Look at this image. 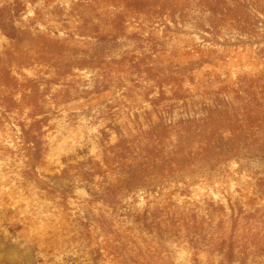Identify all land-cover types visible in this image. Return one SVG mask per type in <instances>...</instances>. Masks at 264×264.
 Wrapping results in <instances>:
<instances>
[{"label": "rangeland", "instance_id": "1", "mask_svg": "<svg viewBox=\"0 0 264 264\" xmlns=\"http://www.w3.org/2000/svg\"><path fill=\"white\" fill-rule=\"evenodd\" d=\"M0 264H264V0H0Z\"/></svg>", "mask_w": 264, "mask_h": 264}]
</instances>
